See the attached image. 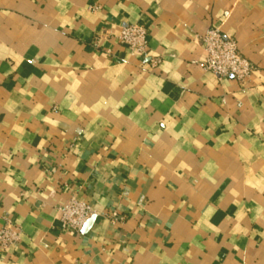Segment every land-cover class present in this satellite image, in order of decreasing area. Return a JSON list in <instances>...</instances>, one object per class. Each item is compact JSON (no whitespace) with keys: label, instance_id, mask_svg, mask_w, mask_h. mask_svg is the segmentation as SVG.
<instances>
[{"label":"crops","instance_id":"crops-1","mask_svg":"<svg viewBox=\"0 0 264 264\" xmlns=\"http://www.w3.org/2000/svg\"><path fill=\"white\" fill-rule=\"evenodd\" d=\"M129 25L147 55L120 43ZM213 28L246 83L204 69ZM72 197L94 210L79 233ZM8 220L0 264H264V0H0Z\"/></svg>","mask_w":264,"mask_h":264},{"label":"built area","instance_id":"built-area-1","mask_svg":"<svg viewBox=\"0 0 264 264\" xmlns=\"http://www.w3.org/2000/svg\"><path fill=\"white\" fill-rule=\"evenodd\" d=\"M118 39L136 55H147L149 34L144 26H126L122 29ZM201 41L206 53L203 65L206 71L214 74L219 81L232 78L239 83H246L249 80L254 66L242 55L235 39L213 28L201 38ZM160 63V59L151 60L152 68H157ZM58 210L63 227L77 233L81 232L94 216L93 208L76 197H72ZM109 216L113 223L123 220L117 213H111ZM20 239L19 228L8 220L6 225L0 229V248L9 249L15 246Z\"/></svg>","mask_w":264,"mask_h":264},{"label":"water","instance_id":"water-1","mask_svg":"<svg viewBox=\"0 0 264 264\" xmlns=\"http://www.w3.org/2000/svg\"><path fill=\"white\" fill-rule=\"evenodd\" d=\"M88 223H89V222H88ZM88 223L86 224V226L88 225ZM86 226H85V227H86Z\"/></svg>","mask_w":264,"mask_h":264}]
</instances>
